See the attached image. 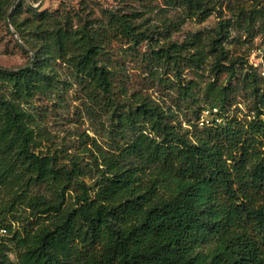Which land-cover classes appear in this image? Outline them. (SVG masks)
I'll list each match as a JSON object with an SVG mask.
<instances>
[{"label":"trees","instance_id":"trees-1","mask_svg":"<svg viewBox=\"0 0 264 264\" xmlns=\"http://www.w3.org/2000/svg\"><path fill=\"white\" fill-rule=\"evenodd\" d=\"M56 25L25 66H0V228L12 232L16 264H264V82L244 78L252 119L196 130L193 140L158 108L124 105L112 132L126 142L99 151L93 195L77 163L43 149L49 109L40 101L63 90L59 59L108 94L111 71L92 29ZM229 89L210 83L211 109L225 106ZM0 264L13 263L0 255Z\"/></svg>","mask_w":264,"mask_h":264},{"label":"rangeland","instance_id":"rangeland-1","mask_svg":"<svg viewBox=\"0 0 264 264\" xmlns=\"http://www.w3.org/2000/svg\"><path fill=\"white\" fill-rule=\"evenodd\" d=\"M0 9V66L29 63L49 24L86 25L104 43L101 60L111 71L110 94L59 59L52 65L63 90L53 101H40L49 109L43 149L56 152L69 168L77 163L93 195L103 176L99 151L113 152L126 142L112 132L114 112L124 105L158 108L166 123L191 140L196 130L256 113L244 78L264 82V0H0ZM210 83L232 86L223 108H210ZM77 192L70 190L67 201ZM18 225L15 220L14 230ZM11 237L0 228V255L16 264Z\"/></svg>","mask_w":264,"mask_h":264},{"label":"built area","instance_id":"built-area-1","mask_svg":"<svg viewBox=\"0 0 264 264\" xmlns=\"http://www.w3.org/2000/svg\"><path fill=\"white\" fill-rule=\"evenodd\" d=\"M212 109H214V110H217V108L216 107H214V108H212ZM210 110L208 109L207 111H205L206 112V114L209 112ZM205 118L203 117L202 119H201V121H200V123L203 125L204 124V122H205Z\"/></svg>","mask_w":264,"mask_h":264}]
</instances>
